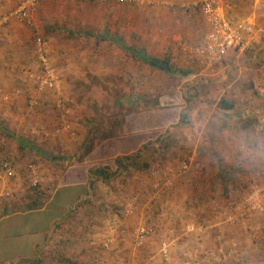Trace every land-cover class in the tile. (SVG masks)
I'll use <instances>...</instances> for the list:
<instances>
[{
  "label": "rangeland",
  "instance_id": "rangeland-1",
  "mask_svg": "<svg viewBox=\"0 0 264 264\" xmlns=\"http://www.w3.org/2000/svg\"><path fill=\"white\" fill-rule=\"evenodd\" d=\"M224 1L257 42L211 65L193 53L211 30L198 6L205 27L152 5L130 21L114 11L129 0H0V217L47 198L116 108L184 91L189 115L135 165L91 173L43 243L0 264H264V0Z\"/></svg>",
  "mask_w": 264,
  "mask_h": 264
},
{
  "label": "crops",
  "instance_id": "crops-1",
  "mask_svg": "<svg viewBox=\"0 0 264 264\" xmlns=\"http://www.w3.org/2000/svg\"><path fill=\"white\" fill-rule=\"evenodd\" d=\"M204 1L205 0H129V4L117 5L114 11L128 12L124 17L130 21L134 20L137 22L139 20L138 12L140 8H148L147 11L149 12V8L152 5L151 10L153 11L156 8L157 12H159V16L175 21L180 16L177 10L180 9V12H185L184 8H188L189 13L187 18L194 15L196 20L193 19V22L197 26L201 24L205 27L206 25L202 20L201 23L197 24V17L199 18L200 14L195 13V11L197 12L198 10L197 6ZM222 1L225 3L224 0H219L221 7H223ZM119 16L122 17V15L118 14V16H115V20H117ZM187 21L194 25L193 22ZM248 21H250V23H248L249 26L254 28L253 40L257 42L258 33L256 32L258 30L254 27L257 25L256 18H252ZM262 22V25H264V20H262ZM188 29H190V27ZM188 35L190 36L191 34ZM238 54L241 55V53ZM220 65H222V63ZM190 86L191 85L186 88L188 89ZM183 92L184 91H182V94L175 92L167 96V98L174 97L175 95L180 96L175 98V101L178 99L182 102L178 105L177 113L179 114L181 112L185 113L183 105L185 93ZM139 100H141V98L136 97L134 104L136 105L137 102L140 103ZM127 105L130 106V104ZM157 110L159 109L156 108V106L153 104L148 106L147 103L142 109H132L125 113H123L124 111L121 107L116 108L117 114L113 118H108L106 126L103 129L105 132L103 133L102 131L101 137L105 141L98 146L90 145L89 152L86 156V159L89 158V160L81 158L77 164L66 167L63 172V177L59 178V176H57L54 179L55 181L52 185L54 189L50 192L41 208L31 211L25 210L23 212L0 217V263L28 257L37 246L44 242L52 227L85 196L87 191H89V185L91 184L90 174L92 170L101 168L110 169L112 166L117 165L116 161L129 155L141 154L145 148L154 145L157 139H159V141L163 139L165 132L173 127H166L163 132L156 134L154 118L151 117L150 114L153 115ZM138 116L148 117L143 121V125L145 124L144 129L143 125L140 126L141 123Z\"/></svg>",
  "mask_w": 264,
  "mask_h": 264
},
{
  "label": "built area",
  "instance_id": "built-area-1",
  "mask_svg": "<svg viewBox=\"0 0 264 264\" xmlns=\"http://www.w3.org/2000/svg\"><path fill=\"white\" fill-rule=\"evenodd\" d=\"M198 8L211 30L194 47L193 53L211 65L216 63L220 65L223 55L230 50L244 53L254 41L252 27L249 25L234 26L223 15L219 0H205Z\"/></svg>",
  "mask_w": 264,
  "mask_h": 264
},
{
  "label": "trees",
  "instance_id": "trees-1",
  "mask_svg": "<svg viewBox=\"0 0 264 264\" xmlns=\"http://www.w3.org/2000/svg\"><path fill=\"white\" fill-rule=\"evenodd\" d=\"M262 9V8H261ZM247 54L245 55L246 58ZM249 58V57H248ZM148 61V59H146ZM246 63H251V60H247ZM166 67H169L168 61H164L163 63ZM187 71H183V73ZM197 87H194L193 89L195 90ZM180 97L179 95H175L174 97H170L167 98L166 95L163 96H157L155 100H150V102H147L148 106H151V104H153L154 106L158 107L159 110H157L153 115L150 114L151 117L154 118V128L156 130V134H158L159 132H163L164 128L166 127H178V126H182L183 124H188L189 123V115L188 113H183L181 112L180 114L177 113L178 112V105H180L179 103H182L181 100L179 101L178 99L175 98ZM219 110L222 111H230L233 110L235 108V104L233 102H231L230 100H226V99H221L217 105ZM148 117L146 116H138V119L141 123L140 126L143 125V121H145ZM126 121V120H125ZM124 121V122H125ZM145 128V124L143 125V129ZM167 132V131H166ZM165 132V133H166ZM155 142H159V139H157ZM146 148L143 150L145 151ZM89 152V151H88ZM87 153H85L84 155H82L83 159H86L87 157ZM140 155V153H138V155L136 157H138ZM129 157V156H127ZM136 158L132 159V158H128L126 160H118L116 161L118 166H121L123 168H126L128 166L131 165H135L134 160ZM86 160H89L86 159ZM116 169V166H112L109 170H114ZM91 173L93 175H95L97 178H103V179H108L110 174L107 171V169L101 168V169H95L92 170ZM94 184H90L89 187L91 188ZM42 195H40V197H37V199L33 200V202L30 203V205L27 207L26 211H31V210H35L38 208H41L44 203L46 198L42 199L41 197ZM9 212H6V215H8Z\"/></svg>",
  "mask_w": 264,
  "mask_h": 264
},
{
  "label": "water",
  "instance_id": "water-1",
  "mask_svg": "<svg viewBox=\"0 0 264 264\" xmlns=\"http://www.w3.org/2000/svg\"><path fill=\"white\" fill-rule=\"evenodd\" d=\"M262 49H264V42L262 43V45L257 49V53L260 52Z\"/></svg>",
  "mask_w": 264,
  "mask_h": 264
}]
</instances>
